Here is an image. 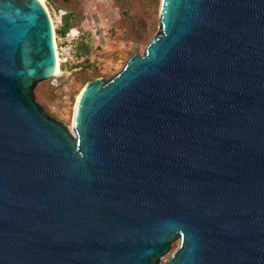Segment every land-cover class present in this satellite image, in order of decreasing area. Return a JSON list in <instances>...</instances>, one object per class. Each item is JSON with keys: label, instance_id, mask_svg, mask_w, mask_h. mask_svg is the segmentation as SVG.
Returning <instances> with one entry per match:
<instances>
[{"label": "water", "instance_id": "1", "mask_svg": "<svg viewBox=\"0 0 264 264\" xmlns=\"http://www.w3.org/2000/svg\"><path fill=\"white\" fill-rule=\"evenodd\" d=\"M52 35L0 0V264H264V0H163L75 134L34 95Z\"/></svg>", "mask_w": 264, "mask_h": 264}, {"label": "rangeland", "instance_id": "2", "mask_svg": "<svg viewBox=\"0 0 264 264\" xmlns=\"http://www.w3.org/2000/svg\"><path fill=\"white\" fill-rule=\"evenodd\" d=\"M45 1L56 30L62 25L63 17L71 14L73 27L68 31L77 29L80 36H91V60L96 64V77L93 79L110 80L123 69L132 55H142L146 51L159 30L162 0ZM62 69V75L39 82L34 88V95L52 118L75 134L73 115L77 95L89 81L84 84L77 79L74 73L79 71L78 68L72 69L67 64ZM179 244V238L173 241L171 250L160 262L168 260Z\"/></svg>", "mask_w": 264, "mask_h": 264}, {"label": "trees", "instance_id": "3", "mask_svg": "<svg viewBox=\"0 0 264 264\" xmlns=\"http://www.w3.org/2000/svg\"><path fill=\"white\" fill-rule=\"evenodd\" d=\"M124 13H127L128 15V12H126V10H124ZM72 18L73 17L71 14H66V16L63 17L62 25L56 30L58 34H65L70 28L73 27L71 23ZM92 46L93 43L91 40V36L86 34H82L81 36H79V38L76 41L78 56L80 58L83 57V60L75 64L74 66H71V68L79 69V71L75 72L74 75L77 77L78 80H80L84 84L92 80L94 77H96V75L94 74L95 73L94 70L96 69V64L94 61L91 60ZM41 105L44 109V105L43 104ZM50 116L52 117V115Z\"/></svg>", "mask_w": 264, "mask_h": 264}, {"label": "built area", "instance_id": "4", "mask_svg": "<svg viewBox=\"0 0 264 264\" xmlns=\"http://www.w3.org/2000/svg\"><path fill=\"white\" fill-rule=\"evenodd\" d=\"M55 30V42L56 50L59 56L61 67L63 65H74L83 60V57H79L77 53L76 41L80 36V31L77 29H71L65 34H58Z\"/></svg>", "mask_w": 264, "mask_h": 264}, {"label": "bare ground", "instance_id": "5", "mask_svg": "<svg viewBox=\"0 0 264 264\" xmlns=\"http://www.w3.org/2000/svg\"><path fill=\"white\" fill-rule=\"evenodd\" d=\"M41 5L44 6V8L47 10V12L49 13V16H50V19H51V23H52V27H53V49H54V56H55V64H54V67L52 68V70L50 71L51 74L55 75V77L57 76H60L63 74V69L61 67V63H60V60H59V56H58V53H57V50H56V42H55V26H54V21H53V18H52V15H51V12L46 4V1L45 0H38ZM163 1V0H162ZM162 5V4H161ZM86 88H87V85H85V87L83 88V90L81 91V93L79 94L78 98H77V101H76V104H75V108H74V115H73V124L75 126V121H76V116H77V112H78V108H79V104H80V101L86 91Z\"/></svg>", "mask_w": 264, "mask_h": 264}]
</instances>
